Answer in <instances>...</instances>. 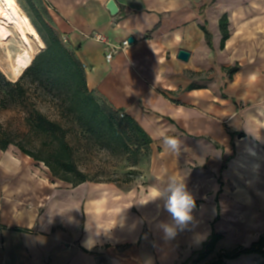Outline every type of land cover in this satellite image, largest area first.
I'll return each mask as SVG.
<instances>
[{
	"label": "crops",
	"instance_id": "0c3cea01",
	"mask_svg": "<svg viewBox=\"0 0 264 264\" xmlns=\"http://www.w3.org/2000/svg\"><path fill=\"white\" fill-rule=\"evenodd\" d=\"M108 1L31 0V7L84 63L88 87L132 116L163 160L152 165L149 183L74 186L48 180L50 170L41 177L0 149V264H183L189 244L208 239L218 206L221 219L223 201L264 210V0H115L116 15ZM224 14L230 36L222 45ZM95 34L113 45L134 41L107 60V43ZM181 49L188 60L178 57ZM165 137L176 138L178 150ZM205 140L214 147L208 169L189 168L186 160ZM173 174L195 205L202 200L183 227L164 198L151 200ZM206 183L208 193L194 188ZM208 202L210 215L203 212ZM164 225L176 228L174 238H165ZM89 237L90 249L83 244Z\"/></svg>",
	"mask_w": 264,
	"mask_h": 264
},
{
	"label": "trees",
	"instance_id": "16d2710c",
	"mask_svg": "<svg viewBox=\"0 0 264 264\" xmlns=\"http://www.w3.org/2000/svg\"><path fill=\"white\" fill-rule=\"evenodd\" d=\"M37 16L38 21L32 20V23L45 47L17 79L9 78L0 69V108L16 114L6 122L0 121V149L6 151L14 145L26 155L43 162L54 176L74 186L91 179L76 161L74 147L68 140L70 127L66 122L77 124L100 148L150 151L152 139L145 129L132 116L105 105L95 95L88 87L84 63L42 15L39 13ZM220 28L223 45L230 36L227 14L221 17ZM202 29L210 41L212 33L205 24ZM51 94L59 101V119L46 114L37 105ZM219 216L218 206L212 232L197 260L211 254L222 238L215 229ZM249 254L260 255L263 258L261 264H264V231L250 245L221 251L207 264H226L227 259Z\"/></svg>",
	"mask_w": 264,
	"mask_h": 264
},
{
	"label": "rangeland",
	"instance_id": "374dc122",
	"mask_svg": "<svg viewBox=\"0 0 264 264\" xmlns=\"http://www.w3.org/2000/svg\"><path fill=\"white\" fill-rule=\"evenodd\" d=\"M24 10V12L30 17V20L38 21L37 13L32 10L31 0H17ZM33 48L31 53L33 58L44 47H41L39 43L31 37ZM42 39V37H41ZM43 40V39H42ZM44 42V41H43ZM28 48L27 44L21 38V35L12 27L0 24V69L11 79H17L23 71L20 70L19 61L22 53ZM105 105H110L105 101H102ZM46 114L55 119H59V101L56 96L51 94L47 100L39 101L37 103ZM16 117V114L11 110L0 108V121L6 122L8 119ZM66 126L70 127L68 140L74 147L76 161L79 167L88 174L91 181H113L120 185L137 184L144 182L149 183V175L151 173L152 165L158 166V161H162L161 148L159 151H155V155L150 151L142 149L140 151H120L118 149H103L100 148L94 139L87 136L82 132L79 126L73 122H66ZM33 147V146H31ZM37 150V148H34ZM214 147L212 144L205 140L200 141V147L192 155V158L187 161V165L191 169L207 168L208 161L210 160L211 153ZM8 153L14 157H21L23 161L33 166L34 169L39 171L41 177H45V171L49 173V168L41 161L35 160L32 157L21 152L18 147L12 145L8 149ZM203 156L207 157V164H203L199 159ZM203 155V156H202ZM192 159L194 161H192ZM43 172V173H42ZM198 172V171H196ZM52 175V176H51ZM47 177V176H46ZM50 170L48 180L56 181ZM206 185V186H205ZM198 191L200 193L210 192L208 183L201 184ZM195 197V196H193ZM195 199V198H193ZM201 199V198H200ZM198 199L195 205L196 209H201L202 200ZM221 206V219L216 222L215 229L223 232V238H221L216 244L213 253L207 255L204 261H210L217 257L221 250L232 251L238 246H248L256 237L264 231V210L259 207L250 206H236L231 202ZM216 204V203H215ZM264 208V206H262ZM214 211L213 205L208 202V205L204 208L203 212L206 215H210ZM217 213V206L215 205V214ZM207 239L202 241H196L192 244L193 248L188 246V250L184 252L183 264H195L199 256V252L204 247ZM190 251V252H189ZM189 252V253H188ZM250 256L248 258H242L238 264H261L263 258L260 255Z\"/></svg>",
	"mask_w": 264,
	"mask_h": 264
},
{
	"label": "clouds",
	"instance_id": "9594fccd",
	"mask_svg": "<svg viewBox=\"0 0 264 264\" xmlns=\"http://www.w3.org/2000/svg\"><path fill=\"white\" fill-rule=\"evenodd\" d=\"M165 145L173 150H178L180 142L173 137L164 138ZM157 198L165 199L166 210L171 214L175 226L183 227L192 220V209L195 207L193 196L189 193L185 183L177 175H170L167 179L166 189L154 188L151 200ZM165 238L171 239L176 236L174 226L164 225ZM89 249L94 246L95 241L89 237L83 242Z\"/></svg>",
	"mask_w": 264,
	"mask_h": 264
},
{
	"label": "bare ground",
	"instance_id": "6f19581e",
	"mask_svg": "<svg viewBox=\"0 0 264 264\" xmlns=\"http://www.w3.org/2000/svg\"><path fill=\"white\" fill-rule=\"evenodd\" d=\"M0 24L12 27L20 35L28 48L20 56V70L24 71L32 62L33 48L31 37H33L41 47H44V42L30 17L24 12L17 0H0Z\"/></svg>",
	"mask_w": 264,
	"mask_h": 264
},
{
	"label": "built area",
	"instance_id": "2783aa9c",
	"mask_svg": "<svg viewBox=\"0 0 264 264\" xmlns=\"http://www.w3.org/2000/svg\"><path fill=\"white\" fill-rule=\"evenodd\" d=\"M94 38L98 41H104L107 43V46H108V52L106 54V58L107 60H111L114 53L118 50V49H124L126 48L127 46L130 45V41L129 40H124L121 44L119 45H113V44H110L109 42L106 41L105 37H103L102 34H95L94 35Z\"/></svg>",
	"mask_w": 264,
	"mask_h": 264
},
{
	"label": "water",
	"instance_id": "95a60500",
	"mask_svg": "<svg viewBox=\"0 0 264 264\" xmlns=\"http://www.w3.org/2000/svg\"><path fill=\"white\" fill-rule=\"evenodd\" d=\"M107 8L110 11V13L112 15H116L118 13L119 7L118 4L116 3L115 0H109L107 2ZM129 41L130 43L134 41V37H129ZM178 57L182 60H188L190 57V52L185 50V49H181L178 53Z\"/></svg>",
	"mask_w": 264,
	"mask_h": 264
}]
</instances>
